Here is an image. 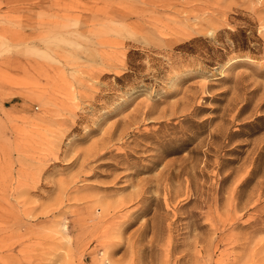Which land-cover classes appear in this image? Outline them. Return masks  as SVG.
Returning <instances> with one entry per match:
<instances>
[{
    "label": "rangeland",
    "instance_id": "rangeland-1",
    "mask_svg": "<svg viewBox=\"0 0 264 264\" xmlns=\"http://www.w3.org/2000/svg\"><path fill=\"white\" fill-rule=\"evenodd\" d=\"M0 264H264V0H0Z\"/></svg>",
    "mask_w": 264,
    "mask_h": 264
}]
</instances>
